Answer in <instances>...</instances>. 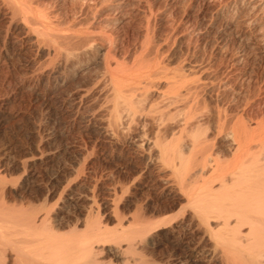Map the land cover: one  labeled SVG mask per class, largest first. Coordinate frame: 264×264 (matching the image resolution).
I'll list each match as a JSON object with an SVG mask.
<instances>
[{"label": "rangeland", "instance_id": "1", "mask_svg": "<svg viewBox=\"0 0 264 264\" xmlns=\"http://www.w3.org/2000/svg\"><path fill=\"white\" fill-rule=\"evenodd\" d=\"M136 1L132 17L110 29L119 40L120 57L125 52L134 54L147 29L152 28L171 65L184 61L183 52L190 43L188 67L197 71L205 84L203 99L214 111L218 108L234 118L250 119L264 113V47L223 36V22L234 12L233 0ZM33 2L56 16L57 9L69 11L75 0ZM104 5H91L94 28L112 11ZM5 11L0 7V192L5 203L55 211L54 226L60 233L69 231L76 221L84 224L99 219L107 230L115 232L129 226L124 220L144 222L148 217L150 222L144 223L153 222L152 229L133 254V264H139L141 257L140 261L152 264H233L231 255L228 258L221 250L211 251L208 238L202 243V229L187 226L190 206L186 185L191 179L182 183V176L150 152L146 138L151 135L150 128L116 136L103 117L93 114L94 101L106 96L100 92L91 95V80L101 65L99 57L63 69L66 67L52 62L45 50L34 46L22 25L5 19ZM84 18L78 17L76 23H84ZM189 24L210 29L207 37L214 38L195 42L184 32ZM240 71L245 72L243 81ZM224 84L232 86L224 91ZM211 138L216 149L229 151L225 136ZM122 219L124 224L119 223ZM179 235L183 243L198 246L190 251V261H184L170 241L171 236ZM112 253L108 255L113 264H121Z\"/></svg>", "mask_w": 264, "mask_h": 264}, {"label": "bare ground", "instance_id": "2", "mask_svg": "<svg viewBox=\"0 0 264 264\" xmlns=\"http://www.w3.org/2000/svg\"><path fill=\"white\" fill-rule=\"evenodd\" d=\"M136 3V0H75L69 11L57 9L54 17L33 0H0V7L6 10L5 19L22 25L34 46L41 52L45 50L52 62L66 67L63 69L99 57L101 65L91 80V95L100 92L106 96L94 101L93 114L103 117L116 136L149 127L151 135L146 138L150 152L174 174L182 176V183L191 179L186 183L190 206L187 226L195 225L196 230L204 231L200 239L203 243L208 238L211 251H223L240 264H264V113L250 119L234 118L218 108L214 111L203 99L205 84L197 71L188 67L190 43L183 52L184 61L171 65L160 43L155 41L152 28L148 27L134 54L125 52L120 57L119 40L110 29L132 17ZM103 4L112 11L94 28L90 21L91 5ZM231 7L234 12L228 14L227 21H222L225 28L220 26L223 36L228 37L225 39L231 41L235 36L247 45L264 47V0H233ZM82 15L87 17L86 21L76 23ZM209 31L197 24H189L184 30L195 42L208 39ZM244 73H238L242 81L246 79ZM228 85L224 84L222 89L229 90L232 85ZM222 136L228 141V146L225 144L228 153L211 145V137L216 140ZM2 183L0 174V187ZM2 192L0 264H113L108 255L111 257L112 251L121 264H131L136 249L145 242L143 237L152 229L153 222L144 223L150 222L146 216L144 222L122 219L119 223L124 220L129 226L115 232L107 230L96 218L97 221L88 219L84 224L76 221L73 228L60 233L54 226L55 211L46 207L8 206ZM180 235L171 236L170 241L181 258L190 261L193 259L190 251L198 246L183 243ZM140 259L139 264L153 263Z\"/></svg>", "mask_w": 264, "mask_h": 264}]
</instances>
